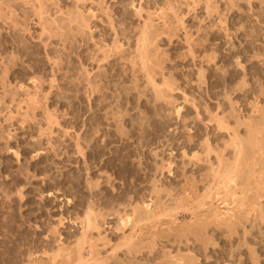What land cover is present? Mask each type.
<instances>
[{"label":"rangeland","instance_id":"rangeland-1","mask_svg":"<svg viewBox=\"0 0 264 264\" xmlns=\"http://www.w3.org/2000/svg\"><path fill=\"white\" fill-rule=\"evenodd\" d=\"M262 91L261 0H0V264H264Z\"/></svg>","mask_w":264,"mask_h":264},{"label":"bare ground","instance_id":"bare-ground-1","mask_svg":"<svg viewBox=\"0 0 264 264\" xmlns=\"http://www.w3.org/2000/svg\"><path fill=\"white\" fill-rule=\"evenodd\" d=\"M261 2H264V0H261ZM249 23H250V22H249ZM255 30H256V29H255ZM257 32H258V31H257ZM249 33H250V32H249ZM251 33H252V32H251ZM251 33H250V34H251ZM253 34H254V33H253ZM253 34H251V35H253ZM254 35H255V34H254ZM256 35H257V34H256ZM257 36H258V35H257ZM252 37H253V36H252ZM249 38H251V37H249ZM255 38H257V37L255 36ZM149 39H150V38H149ZM155 39H156V38H155ZM257 39H258V38H257ZM12 40H13V39H12ZM14 40H15V39H14ZM254 40H255V39H254ZM248 41H249V40H248ZM250 41H253L252 38L250 39ZM255 41H257V40H255ZM6 42L9 43V42H11V41H6ZM23 43H24V42H23ZM11 44H14V43L11 42ZM26 44H27V46H28V43H24L23 45L17 43V45H14V46H15V47L17 46L16 49L19 48V49L17 50V53L19 54V58H20V59H21V57H24L25 60H30V61H31V59H33L34 56L37 55L36 53H37L38 51H37V52H35V51H31V52H30V51L28 50V47L26 46ZM6 45H7V44H6ZM6 45H5V43H4L3 46H1V47H2L3 49H5V48H6ZM19 45H20V46H19ZM43 45H44V44H43ZM29 46H31V45H29ZM143 46H144V45H143ZM249 46H250V45H249ZM249 46H248V52H249L250 49H251V47H249ZM29 48H31V47H29ZM142 48H143V47H142ZM252 48H253V46H252ZM34 50H35V49H34ZM37 50H38V49H37ZM251 50H252V49H251ZM51 52H52V51H51ZM49 53H50V52H49ZM38 54H39V53H38ZM256 55H257V54H256ZM37 56H38V55H37ZM14 58H16V57H14ZM14 58H13V60H14ZM35 58H37V57H35ZM39 58H40V57H39ZM24 59H23V60H24ZM37 60L39 61L38 58H37ZM14 61H15V60H14ZM14 61H12V64H14V66H15V65H17V61H18V60H17L16 62H14ZM38 61H37V62H38ZM32 62L35 63V64H37V65L40 64V63H37V62H34V61H31L30 63L32 64ZM248 62L250 63L249 59H248ZM18 63H19V62H18ZM19 64H20V63H19ZM19 64H18V65H19ZM21 64H22V63H21ZM21 64H20V66H21V68H22V69H21V70H22V73H21V74H22V77H25L26 74H27V72H28V71L26 72V68H27V67L24 68V67H23L24 65L22 66ZM27 64H28V63H27ZM40 65H41V64H40ZM42 65H43V64H42ZM43 66H44V65H43ZM250 66L252 67V68H251V69H252V71H251L252 73H249L250 75H257V74L261 73V72L258 73V71H259V70H258V69H259V66H258V65H255L254 62H251V63H250ZM10 68H11V66H10ZM30 68H31V67H30ZM36 68H37V67H36ZM43 68H44V67H43ZM18 69H19V68H18ZM12 70H13V69H12ZM34 70H36V69H34ZM222 73H223V72H222ZM256 73H257V74H256ZM116 74H117V73H116ZM150 74H151V73H150ZM249 74H248V75H249ZM148 76H149V75H148ZM20 77H21V76H20ZM259 77H261V76H259ZM17 79H18V78H17ZM149 80H150V79H149ZM256 81H258V80H256ZM256 81H255V82H256ZM256 83H257V82H256ZM253 84H254V83H253ZM254 86H255V85H254ZM254 86H252V87L250 86V87H251L250 89L254 90V89H253ZM260 87H261V86H260ZM217 89H218V88H217ZM259 90H260V89H259ZM248 91H249V90H248ZM252 93H253V92H252ZM260 93H261V92H260ZM262 93H264V92L262 91ZM262 93H261V94H262ZM261 94H259V95L262 96ZM210 95H211V94H210ZM260 96H259V97H260ZM217 97H218V96H217ZM223 99H224V98H223ZM225 100H226V99H225ZM223 105H224V104H223ZM229 106H230V105H229ZM260 111H261V110H260ZM259 113H260V112H259ZM262 114H263V113H262ZM105 120H106V119H105ZM97 122H98V121H97ZM114 122H115V121H114ZM219 122H220V121H219ZM224 124H225V123H224ZM224 124H223V125H224ZM223 125H221V126L223 127ZM108 134H109V133H108ZM106 137H107V136H106ZM117 140H118V139H117ZM251 140H252V139H251ZM115 141H116V138L114 139V135H113V136H111V134H110V136L108 135V138H107V140H106L104 146H102V149L100 148L101 151L104 150L106 146H108V145L114 143ZM255 141H256V139H255ZM255 141H254V142H255ZM250 144H251V143H250ZM235 148H237V147H235ZM97 149H99V148H97ZM106 149H107V148H106ZM241 150H242V149H241ZM243 151H244V150H243ZM243 151H242V152H243ZM98 152H100V151H98ZM104 152H105V151H104ZM109 152H110V151H109ZM238 152H239V151H238ZM240 152H241V151H240ZM103 154H104V153H103ZM244 154H245V153H244ZM96 156H97V155H96ZM114 156H115V155H114ZM237 157H238V155H237ZM125 173H126V172H125ZM97 186H98V185H97ZM89 215H90V214H89ZM86 216H87V215H86ZM88 221L91 222V219L88 220ZM125 223H126V221H123L121 224H124V225H125ZM89 224H90V223H89ZM196 225H197V224H196ZM90 226H91V225H90ZM127 241H128V240H127ZM203 246H204V245H203ZM204 248H205V247H204ZM90 256H91V255H90ZM79 257H80V256H79ZM93 262H94V261H93ZM96 262H97V261H96ZM100 263H101V262H100ZM95 264H96V263H95ZM105 264H106V263H105Z\"/></svg>","mask_w":264,"mask_h":264}]
</instances>
